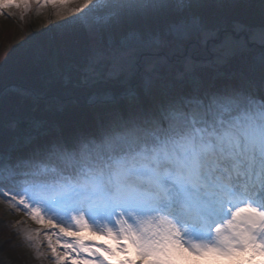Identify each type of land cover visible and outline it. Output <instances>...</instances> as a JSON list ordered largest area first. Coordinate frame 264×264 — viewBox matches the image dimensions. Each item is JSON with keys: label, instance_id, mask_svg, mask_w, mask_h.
<instances>
[{"label": "snow or ice", "instance_id": "1", "mask_svg": "<svg viewBox=\"0 0 264 264\" xmlns=\"http://www.w3.org/2000/svg\"><path fill=\"white\" fill-rule=\"evenodd\" d=\"M194 6V0H0V15L14 9L23 20L51 9L62 23L25 45L84 41L92 49L89 76L116 75L193 37L218 42L216 60H227L244 38L206 29L190 13ZM162 15L167 34L128 27ZM258 37L264 46V26ZM145 72L154 75L157 65L147 62ZM175 75L185 88L157 93L149 77L143 92L134 90L128 103L87 130L29 140L16 155L0 149V197L43 226L26 239L37 251L46 242L55 264H264V57L258 85L249 79L205 86L190 59Z\"/></svg>", "mask_w": 264, "mask_h": 264}, {"label": "trees", "instance_id": "2", "mask_svg": "<svg viewBox=\"0 0 264 264\" xmlns=\"http://www.w3.org/2000/svg\"><path fill=\"white\" fill-rule=\"evenodd\" d=\"M194 4L190 13L198 16L210 31L235 30L244 38L264 26V0H194ZM49 12L51 9H46L38 16L33 11L25 22L0 15V149H12L13 155L26 149L29 140L35 143L56 132L91 128L102 115L128 103L131 95H126L127 92H143L146 76L153 79V91L157 93L185 88L175 75V69L182 66L185 59L192 61L196 76L205 86H213L248 80L254 55L264 51L260 46L235 47L227 60L218 62L214 48L217 44L205 45L193 37L179 48L163 46L154 56L145 55L140 62L141 71L137 66L131 73L110 75L105 70L99 76H89L86 66L92 49L87 42L59 47L36 41L25 45L30 37L47 30L42 22L45 16L48 21ZM14 13L19 19V12ZM55 23L62 21H53L49 26ZM168 23V18L162 15L159 19L128 27L144 34H167ZM120 38L118 33L113 40ZM21 45L25 47L20 48ZM18 48L20 51L13 55ZM37 50L38 55L33 56L32 52ZM160 53L164 55L159 57ZM147 62L157 65L154 75L145 72ZM106 96L117 99L93 102L94 97ZM15 222L6 218L0 228L5 239L4 253L15 264H48L45 257H34L31 244L14 229Z\"/></svg>", "mask_w": 264, "mask_h": 264}, {"label": "rangeland", "instance_id": "3", "mask_svg": "<svg viewBox=\"0 0 264 264\" xmlns=\"http://www.w3.org/2000/svg\"><path fill=\"white\" fill-rule=\"evenodd\" d=\"M7 11H11L14 12L16 10L11 9V10H7ZM50 11V10H49ZM29 15V14H28ZM7 16V15H6ZM27 16V15H26ZM22 20L23 22H25V18ZM19 19L20 18V13L18 15ZM53 21H56L55 17H53L51 15V12H49V19L48 21L46 20V16L43 18V26L45 25L47 27V29L50 27L49 25L53 24ZM46 27H44L46 29ZM166 31H168V27H165ZM260 31V30H259ZM259 31L257 33H252V34H247L249 36V40L248 42H246L245 39H240L238 44L235 47H239V48H246L247 46H250L251 48L255 47V46H260L263 47L260 42H259ZM237 32V31H236ZM17 34H19V31L17 32ZM153 34V33H151ZM150 33H146L145 35H151ZM157 35H159L160 33H156ZM255 36V40H250L251 37ZM20 37V36H19ZM91 48V47H90ZM216 50H218L219 48V43H217V45L214 47ZM263 48H256V49H263ZM260 50V51H261ZM155 54V53H154ZM262 57H264L263 55L259 53H256V55H254L253 57V66L252 69L255 71V84L257 83V85L259 84V78H260V66H261V59ZM251 64V65H252ZM138 65V64H137ZM136 65V67H137ZM135 67V68H136ZM95 76H99V73L96 74ZM145 79H147V76L145 77ZM131 96H132V91L130 92ZM93 102L96 101H105V102H110V100L112 99L111 96H106L104 98H99V97H94L93 98ZM28 141V140H27ZM12 219L13 221H16L14 223V229L19 232L21 234V236L26 239V236L29 233H34L36 230L43 229L42 225H38L36 224L29 216H27L25 214V211L23 209H21L20 211H15L14 209H12L9 204L6 202L5 199L1 200L0 199V228L2 226V224L4 223L5 219ZM85 235H90V233H85ZM40 239L43 241V234L41 235ZM96 240L103 242V243H111V241H108L105 237L103 236H97L95 237ZM4 238L0 233V264H15L14 262H12V260L9 258V256H7L4 251L2 250L3 244H4ZM27 240V239H26ZM28 241V240H27ZM31 244L32 250L34 251V257L35 258H46V263L48 264H55V260L51 255L50 250L47 248V244L46 242H43L40 246L39 251H37V249L34 247V245L28 241Z\"/></svg>", "mask_w": 264, "mask_h": 264}, {"label": "water", "instance_id": "4", "mask_svg": "<svg viewBox=\"0 0 264 264\" xmlns=\"http://www.w3.org/2000/svg\"><path fill=\"white\" fill-rule=\"evenodd\" d=\"M236 32V31H235ZM236 34H237V32H236ZM238 37H242V34H239V35H237ZM245 39H246V41L248 42V40H249V36H245ZM209 44H211V42H209L207 45H209ZM147 55V54H146ZM149 55H151V54H149ZM161 55H164V54H160L159 56H161ZM178 56H179V54H178Z\"/></svg>", "mask_w": 264, "mask_h": 264}, {"label": "bare ground", "instance_id": "5", "mask_svg": "<svg viewBox=\"0 0 264 264\" xmlns=\"http://www.w3.org/2000/svg\"><path fill=\"white\" fill-rule=\"evenodd\" d=\"M95 103V102H94Z\"/></svg>", "mask_w": 264, "mask_h": 264}]
</instances>
